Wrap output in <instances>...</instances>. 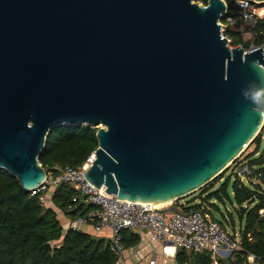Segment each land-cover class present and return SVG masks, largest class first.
<instances>
[{
  "label": "water",
  "instance_id": "obj_1",
  "mask_svg": "<svg viewBox=\"0 0 264 264\" xmlns=\"http://www.w3.org/2000/svg\"><path fill=\"white\" fill-rule=\"evenodd\" d=\"M224 7L0 0V167L39 185L51 127L81 123L97 127L85 177L120 198L154 205L211 181L264 125L262 47L230 45Z\"/></svg>",
  "mask_w": 264,
  "mask_h": 264
},
{
  "label": "trees",
  "instance_id": "obj_2",
  "mask_svg": "<svg viewBox=\"0 0 264 264\" xmlns=\"http://www.w3.org/2000/svg\"><path fill=\"white\" fill-rule=\"evenodd\" d=\"M201 1L205 3L207 0ZM263 27L264 17L257 19L255 30ZM228 32L231 44L242 40L237 32L229 29ZM248 42L243 41V45L247 47ZM96 128L81 123L54 125L46 136L39 162L46 170H56V166L65 164L80 165L98 145ZM263 130L264 125L251 140L255 148L244 157L251 168L248 179L223 173L217 181H209L195 190L200 192L196 196L201 199L199 202L190 199L181 204L185 211L203 206L211 213V207H217L216 200L226 197L235 202L237 206L234 208L245 222L240 231L241 249L233 253V264H248V252L257 256V264L264 261V218L258 212L264 206V148L260 150ZM77 193L63 181L54 188L51 201L42 204L37 195L30 194L14 175L0 167V264H114L115 258L104 237L70 226L63 228L57 209L72 218L92 207L83 200V195ZM228 212L232 215L231 211ZM247 231H250V239ZM122 233L130 242L138 238L133 232L123 230ZM47 241L54 242L46 247ZM174 264H212V259L210 252L189 253L179 246Z\"/></svg>",
  "mask_w": 264,
  "mask_h": 264
},
{
  "label": "built area",
  "instance_id": "obj_3",
  "mask_svg": "<svg viewBox=\"0 0 264 264\" xmlns=\"http://www.w3.org/2000/svg\"><path fill=\"white\" fill-rule=\"evenodd\" d=\"M225 7L220 18L221 29L231 42L229 30L237 32L241 41L234 45L251 49L261 46L264 53V27L255 30L257 19L264 17V2L257 0H224ZM243 41H249L248 46ZM95 148L77 166L65 164L56 166V170H46L45 179L37 186L30 188V194L37 195L42 204L51 201V195L61 182H68L78 193L85 196L90 207L85 213L76 214L70 218L68 226L82 229V226L92 222L93 228L99 231L104 226L110 229L108 247L116 259L122 258L123 243L122 230L144 229L151 237L162 245L163 253L166 247L184 246L194 251H208L214 264H219V256H228L240 250L241 236L238 232L227 229L218 219L204 209L203 206L185 211L181 204H177L178 211L160 212L154 207H165L177 202L176 199L165 205L154 206L148 201L129 200L120 198L113 192H107L105 185L95 186L84 175V170L94 159ZM239 157V156H238ZM237 157V158H238ZM234 159L229 166L236 177L247 178L251 168L245 161L236 162ZM77 194L74 195V199ZM259 214L264 216V206L259 208ZM250 238V231H247ZM257 256L248 252V264H257ZM150 259L149 262H153ZM264 264V261H262Z\"/></svg>",
  "mask_w": 264,
  "mask_h": 264
},
{
  "label": "crops",
  "instance_id": "obj_4",
  "mask_svg": "<svg viewBox=\"0 0 264 264\" xmlns=\"http://www.w3.org/2000/svg\"><path fill=\"white\" fill-rule=\"evenodd\" d=\"M256 153H258V151ZM244 160L245 159H243V161ZM79 196H82V194L81 195L79 194ZM83 200L86 202L84 195H83ZM200 200L201 199L199 197H195L194 199H192V201H194V202H199ZM186 201L187 200H178L177 202L174 203V205H177L180 203H185ZM243 205H246V203H243ZM226 208L229 211L228 207H226ZM259 216L261 218H264V216H261L260 214H259ZM59 218L61 220L63 228L67 227L68 226L67 224L69 223L70 217L66 216L64 213H62L61 217H59ZM230 219H231L230 225L232 226V230H235L236 232L240 233V231L243 228L244 222H245L244 217L240 218V220H239L240 225H239L238 229H236V227L234 226V224H235L234 220L232 218H230ZM82 229L90 232L91 234H93L97 237H104L106 242L108 243V239L110 236V229L107 226H104L99 231H96L93 228L92 222H88L82 226ZM123 230L128 231V232H133V234L137 235L138 238L135 242H130L128 239H125L123 237V233H122V243H123V247H124L123 252H122V258L120 260H118L113 255L115 258L114 264H174L175 263V254H176L177 248L179 246L178 247H172V246L168 245L166 247V254H164L163 250H162V245L157 240L153 239L148 231H146L144 229L140 230V229H130V228H124ZM250 238H251V236H250ZM180 247H182V246H180ZM183 248L189 253H202V252H204V251H194V250L189 249V248L184 247V246H183ZM206 252H208V251H206ZM210 258L212 259L211 254H210ZM226 258H228V260H226ZM232 258L234 259L233 254L228 255V256H223V257L219 256L218 261H219V264H227V262H229V261L231 262ZM150 259H154V261L151 263V262H149ZM212 264H214L213 259H212Z\"/></svg>",
  "mask_w": 264,
  "mask_h": 264
},
{
  "label": "rangeland",
  "instance_id": "obj_5",
  "mask_svg": "<svg viewBox=\"0 0 264 264\" xmlns=\"http://www.w3.org/2000/svg\"><path fill=\"white\" fill-rule=\"evenodd\" d=\"M200 3H203L201 0H196ZM230 45H234V44H231ZM261 130V129H260ZM254 148V143L252 141H250V143L245 147V149L240 153L239 157L237 158V161L236 162H240V161H243L244 157L246 156V154L248 152H250L252 149ZM264 148V130H263V136H262V140H261V144H260V150H262ZM223 173H226L225 176H228L229 174L232 173L231 171V166H227L220 174H218L217 176H215L211 181H217V177H219L220 175H222ZM232 177H235L234 173L231 174ZM248 178H244V180H246ZM200 192L198 191H195V192H191L190 194H187L185 196H182L178 199H176L177 201L178 200H190V199H194L196 196H198ZM229 193H230V196H231V189H229ZM49 203V202H48ZM217 207L215 206H212L211 207V214L216 217L218 220H220L222 222V224L224 226H226L229 230H231L233 233L236 232L235 230H232V226L230 225L231 224V219L232 218L234 220V226L236 227V229L239 228V225H240V218H239V215L238 213L236 212L234 206H237L235 204V202H231L229 198H226L224 197L223 200H216L215 201ZM229 209V211H231L232 215H230L227 210V208ZM58 211V216L61 217V214L63 213L62 210L60 209H57ZM64 220V219H63ZM68 225V224H67ZM239 232L237 233V235L235 234V236H238ZM54 241L50 242L51 244L53 243ZM226 260H228V258H226ZM227 264H232L230 261L227 262Z\"/></svg>",
  "mask_w": 264,
  "mask_h": 264
},
{
  "label": "clouds",
  "instance_id": "obj_6",
  "mask_svg": "<svg viewBox=\"0 0 264 264\" xmlns=\"http://www.w3.org/2000/svg\"><path fill=\"white\" fill-rule=\"evenodd\" d=\"M262 96H264V86H261L256 91H254L252 95V99L255 100L256 102H259Z\"/></svg>",
  "mask_w": 264,
  "mask_h": 264
},
{
  "label": "bare ground",
  "instance_id": "obj_7",
  "mask_svg": "<svg viewBox=\"0 0 264 264\" xmlns=\"http://www.w3.org/2000/svg\"><path fill=\"white\" fill-rule=\"evenodd\" d=\"M169 201H165V202H159V203H155V206H160V205H165L166 203H168ZM171 246V245H169ZM171 250V249H170Z\"/></svg>",
  "mask_w": 264,
  "mask_h": 264
}]
</instances>
